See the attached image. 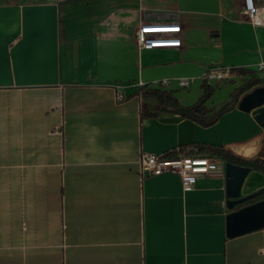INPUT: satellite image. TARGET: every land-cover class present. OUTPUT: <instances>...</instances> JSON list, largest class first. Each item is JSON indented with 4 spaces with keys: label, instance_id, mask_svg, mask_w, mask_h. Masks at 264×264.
<instances>
[{
    "label": "crops",
    "instance_id": "obj_1",
    "mask_svg": "<svg viewBox=\"0 0 264 264\" xmlns=\"http://www.w3.org/2000/svg\"><path fill=\"white\" fill-rule=\"evenodd\" d=\"M243 7L0 0V264H264V226L228 232L232 211L264 200V192L250 197L264 188L263 171L251 168L241 189L250 198L233 209L220 157L190 191L177 173L140 174L143 152L179 148L264 161V127L239 107L264 85V24ZM147 21L179 22L181 46L141 49L136 32ZM223 66L233 69L229 86L216 81L206 106L227 109L211 125L160 110L140 91L170 80L164 88L190 106L203 74Z\"/></svg>",
    "mask_w": 264,
    "mask_h": 264
},
{
    "label": "built area",
    "instance_id": "obj_2",
    "mask_svg": "<svg viewBox=\"0 0 264 264\" xmlns=\"http://www.w3.org/2000/svg\"><path fill=\"white\" fill-rule=\"evenodd\" d=\"M242 14L254 25L264 24V8L256 4L254 0H244ZM182 26L175 21H147L136 32V40L141 49L180 47V32ZM262 68V66H260ZM232 67H218L208 70L203 74L207 82H227L232 75ZM181 88L190 85L189 77L177 78ZM162 85H169L170 80L162 81ZM118 100L125 99L126 86L120 85L116 89ZM217 156L209 150L185 151L176 149L165 153L143 152L140 159V174L142 177L160 175L164 172H174L180 175L183 189L190 191L196 187L201 175L215 172L213 163L217 162Z\"/></svg>",
    "mask_w": 264,
    "mask_h": 264
},
{
    "label": "water",
    "instance_id": "obj_3",
    "mask_svg": "<svg viewBox=\"0 0 264 264\" xmlns=\"http://www.w3.org/2000/svg\"><path fill=\"white\" fill-rule=\"evenodd\" d=\"M239 107L252 111L264 127V85L255 87L240 100ZM255 155H253L254 157ZM251 170L250 166L225 162L226 191L228 207L235 208L245 200L264 192V188L250 197H241V189L245 177ZM228 232L230 236L264 226V200L232 211L228 217Z\"/></svg>",
    "mask_w": 264,
    "mask_h": 264
},
{
    "label": "trees",
    "instance_id": "obj_4",
    "mask_svg": "<svg viewBox=\"0 0 264 264\" xmlns=\"http://www.w3.org/2000/svg\"><path fill=\"white\" fill-rule=\"evenodd\" d=\"M258 82H260L259 79H254L252 82H248L246 86L243 89H241V91L253 86L255 83ZM202 87H203V93L201 97L195 104L190 106H181L177 98L173 95V93L170 90L165 89L164 86L161 85V83L158 86H153V87H150L149 84L142 85L140 87V91L144 96H152L157 98L159 101L160 110L170 109V110L178 111L182 113L184 116L190 117L202 123L203 125L207 126L215 123L221 116L222 112H224L227 109V107L226 105H224L219 111L213 113L210 112V110L206 106V102L210 99L215 89L207 81L203 82ZM211 152L213 155H216L217 157H220L226 161L247 165L250 166L251 168H255L264 172L263 160L260 159L245 160L231 154L229 151H227L224 148H218V149L214 148L211 149Z\"/></svg>",
    "mask_w": 264,
    "mask_h": 264
},
{
    "label": "rangeland",
    "instance_id": "obj_5",
    "mask_svg": "<svg viewBox=\"0 0 264 264\" xmlns=\"http://www.w3.org/2000/svg\"><path fill=\"white\" fill-rule=\"evenodd\" d=\"M262 80H263V82H264V76H263ZM213 83H214V84H212L211 86L216 90V86H215V84H216L217 82H216V81H213ZM223 83H227V82H223ZM228 86H229V83H227L225 86H220V87H228ZM220 87H219V88H220ZM214 94H215V91H214V93L212 94V96L210 97V99L214 96ZM222 96H224V93H223V92H219V93H217V95H215L214 100L216 101V100L220 99ZM210 99H209V100H210ZM213 167H214L215 169H219V167H220V163H219V162H214V163H213Z\"/></svg>",
    "mask_w": 264,
    "mask_h": 264
}]
</instances>
